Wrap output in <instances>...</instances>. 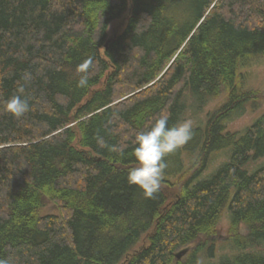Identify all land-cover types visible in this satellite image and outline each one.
I'll use <instances>...</instances> for the list:
<instances>
[{"label":"trees","instance_id":"trees-1","mask_svg":"<svg viewBox=\"0 0 264 264\" xmlns=\"http://www.w3.org/2000/svg\"><path fill=\"white\" fill-rule=\"evenodd\" d=\"M260 55L264 0H0V259L199 264L203 252L214 258L229 210L234 264H264L251 251L264 243V168L243 169L264 156V114L241 135L224 124L264 100L237 85L241 61ZM89 58L81 88L77 66ZM21 85L30 110L15 118L4 103ZM225 89L206 127L165 157L159 190L146 198L129 185L135 135L161 113L179 122L186 91ZM227 149L230 160L194 184Z\"/></svg>","mask_w":264,"mask_h":264},{"label":"rangeland","instance_id":"rangeland-1","mask_svg":"<svg viewBox=\"0 0 264 264\" xmlns=\"http://www.w3.org/2000/svg\"><path fill=\"white\" fill-rule=\"evenodd\" d=\"M124 26V20L116 21L110 26V37L121 33ZM243 59L239 69L237 85L241 86L245 91L256 90L264 95V55L255 58ZM189 91L184 94V111L181 115L180 121H192L193 129L204 128L208 124L209 118L215 114L221 107H223L228 100V91L225 89L217 98H207L204 95L194 97ZM264 114V100L260 107L256 110H251L249 107L239 110L237 113L225 120V133L243 134L252 125H254ZM232 154V149L224 150L218 153L210 162L208 168L194 181L198 184L212 178L229 160ZM190 159L185 155V166L190 165ZM264 168V156L250 160L243 166V169L253 174L258 169ZM229 210L220 223L221 233L220 242L218 244L214 258H207L206 252L200 255L199 264H234L233 255L239 253V249L233 248L231 244L227 243L226 228L230 223ZM226 227V228H225ZM245 233V229H242ZM251 251L262 253L264 252V243L253 248ZM245 251H241L243 255ZM240 254V253H239ZM264 255V254H261Z\"/></svg>","mask_w":264,"mask_h":264},{"label":"clouds","instance_id":"clouds-1","mask_svg":"<svg viewBox=\"0 0 264 264\" xmlns=\"http://www.w3.org/2000/svg\"><path fill=\"white\" fill-rule=\"evenodd\" d=\"M92 64L89 58L77 66V72L82 74L78 81V87H86L88 84V70ZM30 74L25 73L23 79L30 80ZM17 93L4 103V110L15 118H22L29 110L28 99L23 98L25 87L17 88ZM192 121L183 120L175 125H169V117L161 113L146 131H140L135 135L133 144V156L136 166L129 169L127 182L131 186L138 187L146 198L152 197L160 188L167 168L165 157L176 152L186 145L193 137ZM98 145L107 147L100 139ZM117 151L115 147L110 149ZM0 264H12L11 259H0Z\"/></svg>","mask_w":264,"mask_h":264},{"label":"water","instance_id":"water-1","mask_svg":"<svg viewBox=\"0 0 264 264\" xmlns=\"http://www.w3.org/2000/svg\"><path fill=\"white\" fill-rule=\"evenodd\" d=\"M115 37H116V35H113V37H111V38L107 41V43H106V48H108V45L110 44V42H111L113 39H115ZM188 250H189V249H186V250L182 251V253L178 255L179 258H180L181 256L185 255V254L188 252Z\"/></svg>","mask_w":264,"mask_h":264}]
</instances>
